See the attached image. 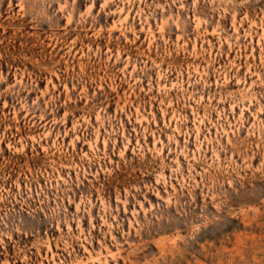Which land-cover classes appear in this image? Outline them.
Here are the masks:
<instances>
[{
	"label": "rangeland",
	"instance_id": "374dc122",
	"mask_svg": "<svg viewBox=\"0 0 264 264\" xmlns=\"http://www.w3.org/2000/svg\"><path fill=\"white\" fill-rule=\"evenodd\" d=\"M0 264H264V0H0Z\"/></svg>",
	"mask_w": 264,
	"mask_h": 264
}]
</instances>
